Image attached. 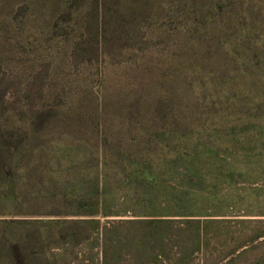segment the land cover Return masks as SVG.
Returning <instances> with one entry per match:
<instances>
[{
    "label": "rangeland",
    "instance_id": "374dc122",
    "mask_svg": "<svg viewBox=\"0 0 264 264\" xmlns=\"http://www.w3.org/2000/svg\"><path fill=\"white\" fill-rule=\"evenodd\" d=\"M203 1L232 18L220 39L232 35L217 55L230 56L235 38L262 42L264 0H154L160 16L132 22L133 32L107 40L94 38L83 18L61 17L67 8L87 10L91 0H0V153L32 150L40 158L37 168L18 163L17 192L0 205V264H14L13 240L22 243L28 264H264V103L248 116L207 108L205 99L206 90L239 89V82L255 83V96L264 97V70L240 77V70H204L223 62L205 55L208 39L183 31L199 21L174 15L176 7ZM251 25L260 33L246 37ZM221 72L223 83L205 77ZM180 118L221 125L215 133H185L180 146L199 154L237 150L251 154L250 161H209L201 172L175 168L174 119ZM255 124L263 128L256 134ZM98 134L120 146H110L112 152L141 137L162 160L146 175L128 171L129 184L114 167L108 213L92 216L77 210L90 208L78 201L92 198ZM206 135L211 146L201 139ZM34 199L52 200L55 213L26 214ZM14 204L20 212L13 213ZM25 219L55 220L14 224Z\"/></svg>",
    "mask_w": 264,
    "mask_h": 264
},
{
    "label": "trees",
    "instance_id": "16d2710c",
    "mask_svg": "<svg viewBox=\"0 0 264 264\" xmlns=\"http://www.w3.org/2000/svg\"><path fill=\"white\" fill-rule=\"evenodd\" d=\"M92 4L87 10H69L60 12L61 17H66V19H84V25L90 31L94 38H101L107 40L109 37H124L126 34L133 32L136 29V26L132 22L150 20L152 18H157L161 15V10L156 9V3L154 0H91ZM154 2V3H153ZM190 5L188 6V8ZM183 9L176 7L174 8V15L178 16L179 19H182L184 15L188 14L189 18L192 20L199 21V24L195 23V26H187L184 24L183 31L186 34H193L196 37V40H203V38L208 39L205 41L207 44V49L205 50L206 56L216 57L219 56L217 53L224 48H221L220 45L226 44V40L230 39L232 34H228L221 40L223 36V26L229 19H232L229 14L228 9H223L216 6L214 3H202L195 2L191 9ZM189 11H188V10ZM193 11V12H191ZM55 13V12H54ZM186 16V18L188 17ZM185 18V19H186ZM184 19V20H185ZM181 24V23H180ZM219 28V29H215ZM178 32L183 33L181 28L178 29ZM251 32L260 33V29L251 25L250 31L248 30L246 37L249 36ZM232 41H235L234 44L238 47H234L231 50L230 56L221 55L219 60L223 62V67H218L210 62L209 65L203 67L204 70H240V74L247 73L248 70H264V37L259 46L249 40L241 41L240 38H235ZM221 42V43H220ZM254 48H257L259 51L255 52ZM210 82L219 81L223 83L226 79L224 73L212 74L211 77L205 76ZM244 82H239V89L231 87H220V88H210L206 91H209L205 94V99L208 101L207 108L216 109L217 106H222V109L226 112H231L230 114H246L248 116H253L255 112L260 108V104L264 103V97L258 98V95L255 96L253 88L255 83L250 84V87H244ZM248 88V89H247ZM179 88L178 90L174 87V106L177 107L179 99ZM254 91V92H253ZM244 109V110H243ZM139 126V120L136 121ZM185 120L182 118L174 119V167L183 168L184 170H194L199 171L205 164H209V161L213 163L220 162L231 166L234 164L239 157H242L243 161L248 162L251 159L247 154L241 155L237 150H228L225 152L219 153L214 150L203 151L202 154H199L193 149L182 147L178 143V137L184 135L187 132L199 131L204 135L206 132L215 133L221 129V125L216 122H208L207 120L196 119L194 122H189L191 124H185ZM255 124L252 128V132L256 134L261 131L262 126ZM101 130V129H100ZM236 128L234 129V131ZM99 136V134H98ZM209 146L212 145L209 140L210 136H203ZM98 149L94 157H92V162L94 165V170L96 172L94 186L91 189V200L88 202L86 199H82L79 202V205H84L90 208L79 209L77 210L80 214H88L96 216L101 213H108L105 206H108V203L111 202V197L115 193V189L111 188L109 185V172L116 169H120L126 173L124 182L129 184L131 182L128 171L130 172H140L143 175L145 173L152 172L157 166L160 160H162L161 154L154 153L150 146L151 142L145 141L141 137H130L127 144L129 147L125 150H117L112 152L109 147H118L116 144L112 145V141L107 137L106 134L99 136L97 139ZM117 144H120L117 143ZM199 145L197 144L196 147ZM38 156L34 154L32 150H15L11 154L4 150L0 153V176L2 178V183L0 187V205L4 208L8 206L6 197L12 193L17 192L15 188V178L17 176L16 167L18 163L29 161L30 165H34L33 168H37L40 165V158H33ZM38 161L37 163H32V161ZM215 160V162H214ZM59 164L60 160H55ZM36 164V165H35ZM201 172V171H199ZM148 178L150 176H143ZM144 180V179H143ZM4 184V185H3ZM6 184V185H5ZM85 190V189H84ZM85 190L84 195H87ZM130 195V194H128ZM116 197V196H115ZM113 197V200L114 198ZM126 194H123L122 200H126ZM86 200V202H85ZM118 200V198H117ZM115 199V201L117 202ZM116 202H114L116 204ZM31 207L24 212L28 215H43L55 213L51 211V205L54 203L52 200H40L34 199L31 202ZM15 205V210L13 213L20 212L19 206ZM113 212H115L113 210ZM55 219H25V220H15L14 224L20 223H33V224H45L53 221ZM62 220V219H56ZM76 220H93L97 221L99 219H76ZM213 220V219H212ZM211 221V220H207ZM8 224H13V221L10 220ZM10 247V258L14 264H28L27 258L25 255L24 247L20 240L9 242Z\"/></svg>",
    "mask_w": 264,
    "mask_h": 264
}]
</instances>
